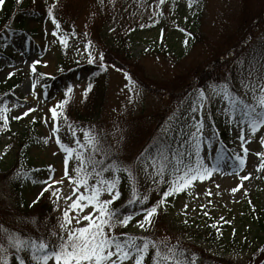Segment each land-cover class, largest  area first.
Returning a JSON list of instances; mask_svg holds the SVG:
<instances>
[{"label": "rangeland", "instance_id": "rangeland-1", "mask_svg": "<svg viewBox=\"0 0 264 264\" xmlns=\"http://www.w3.org/2000/svg\"><path fill=\"white\" fill-rule=\"evenodd\" d=\"M82 1L80 5L77 4V10L70 14L72 18L67 20L74 31L69 53L72 52V58L77 63L93 64L99 69L91 93L101 98L102 105L99 117L86 128L99 137L102 146L110 150L111 155L123 158L124 164L133 166V163H137L143 166L144 163L136 162V157L158 138V134L171 137L176 148L178 142L175 132L179 129L174 125L183 124L186 117L192 115L187 110L197 95L192 72L197 69L203 71L217 51L224 52L225 48L220 47L219 43L231 35L237 26L239 0H196L191 7L190 0H164L162 4L160 0ZM4 4L5 0L0 3V9ZM259 20L264 22V10ZM94 23L99 32H107L111 36L117 31L127 40L134 60L144 72V84L150 91L140 88L130 77H125V73L132 72L130 66H125L122 71L105 66L101 71L99 63L95 62L99 58L98 48L86 40ZM257 23H252L250 36L229 49L227 59H232V63L226 67L220 81L224 82L226 77H230V83L234 86L232 90L250 103H254L251 92L246 93L239 82L238 62L243 59V66L247 69L252 54L264 50V24ZM23 32H32L30 39L18 34L9 45L0 46V51L5 55L0 56V84L10 77L9 73L21 80L19 86L7 95L5 108L8 111L5 113L10 119L6 122L0 120V208H15L21 200L35 204L45 194L49 201L54 202V215L60 222L63 210L71 202H66L63 197L75 198L72 194L74 185L69 183L67 177L62 184H53V189H60V198L57 199L51 190L40 195L45 185L33 181L46 179L48 165L55 170L53 179L59 180L63 175L65 153L57 145L56 137L67 138L72 132L69 126L76 129V124L71 119V113L60 114L56 106L59 97L63 98L65 104L77 106L83 100L81 92L85 88L87 75L68 79L66 75L58 73L61 37L49 20H36L28 16ZM234 51L238 53L237 57L233 56ZM90 53L93 63L88 62ZM33 61L39 63L33 64ZM40 73L54 77L57 81L46 86L41 81ZM261 74L264 75V67L261 68ZM69 87L71 92L66 96ZM185 90L190 91V94L182 102L178 96ZM204 91L208 103L203 113L202 135L210 138L212 143L201 144V155L206 158L205 163L209 167L215 164L220 170H214L211 176L204 180L197 179L190 188L166 198L167 202L158 207L156 215L164 212L169 220L178 224L203 222L206 216L225 220L226 229L229 228L226 235L238 239L242 249L231 247L222 251L212 246L209 250L230 259L231 264H264V240L258 239V236H264L258 233L256 217L251 219L249 215L251 204L264 214V166H261L264 157L256 155L264 153V145L260 142V137L264 136V126L254 134L247 132L245 127L246 135L242 142L238 139V127L235 123L230 124L229 117L224 113L226 103L223 97L215 96L210 87ZM29 108L33 111L27 112ZM50 108H56L59 113L56 121L59 130L55 134L51 130L53 120ZM24 112L27 115H22ZM16 116L21 118L14 119ZM173 116L177 117L175 121L170 119ZM165 129H172V132H166ZM76 131L79 132L78 137L82 138V144L89 150L83 132ZM45 140L48 142L44 143ZM220 141L228 145L230 150L228 147L220 149ZM244 149L248 150L247 153ZM235 155L244 158L243 167L235 166L236 162L232 159ZM13 167L17 168V173H23L26 167L31 169L29 179L20 177L22 187L18 195L11 187L14 175L5 176ZM72 168L70 158L69 173L75 175L71 172ZM144 169L142 167L133 172L138 193L149 197L143 205L148 207L152 204L149 200L153 202L160 198L161 192L160 186L144 185L148 177ZM245 176L248 178L243 179ZM48 183L51 184V181ZM79 191L82 192L83 187ZM101 198L110 199V196L103 193ZM130 198L132 193L124 201ZM120 200L119 195L111 207ZM89 210L90 207L85 209V213ZM132 214L129 223L126 226L117 225L112 234L124 233V230L141 234L149 229L150 225L141 229L137 224V221L143 220V212L139 210ZM0 215L4 216L1 210ZM73 215L75 213H69V216ZM87 223L81 221V225ZM164 224L162 221L161 226ZM11 253L9 251L0 255H7L8 258ZM49 264L53 262L50 260ZM124 264H131V261H125ZM196 264H199L197 259Z\"/></svg>", "mask_w": 264, "mask_h": 264}, {"label": "snow or ice", "instance_id": "snow-or-ice-1", "mask_svg": "<svg viewBox=\"0 0 264 264\" xmlns=\"http://www.w3.org/2000/svg\"><path fill=\"white\" fill-rule=\"evenodd\" d=\"M2 2L3 0H0V3ZM163 2L164 0H160L161 4ZM195 2L196 0H190L189 6L191 7ZM48 15L53 17L51 8L48 9ZM52 22L57 23L55 18ZM53 35H56L55 31ZM99 59V67L103 71L105 69L103 53L100 54ZM88 62L93 63L91 53ZM36 63L39 61H33V64ZM248 63L249 66L245 69L243 59L238 62V78L245 92H251L254 103L245 102L232 90L230 77H226L224 82H214L209 85L215 96L223 97L226 103L224 113L229 117V123H235L238 127L240 132L238 139L242 142L246 135L245 127L247 132L254 134L261 126H264V75L261 74V68L264 67V54L253 53ZM33 71H35L34 68ZM11 75L12 73H9V76ZM125 77L128 78L127 73H125ZM91 87L92 85L89 84L84 90L85 95ZM68 92H71V87L67 89L66 96ZM206 103L208 101L205 91L197 89V95L187 110L192 115L186 117L183 124L174 125L179 129L175 132V139L178 142L176 148H173L165 140L157 138L136 157V162L144 163V170L152 178L154 187L159 188L160 185H167L159 200L148 207H143L149 197L146 194L138 193L133 166L111 158L110 150L105 149L99 137L87 128L81 129L84 141L91 149L85 157V145L75 138L76 130L70 125L75 148L61 143L59 136L56 137L57 145L65 153L63 175L59 180L53 179L52 173L55 170L51 165H48L46 179L33 181V183L45 185L40 195L44 191L51 190L52 195L57 199L60 198V189H53V184H62L64 178L67 177L69 183L74 185L72 194L75 198L72 199V196L63 197L66 202L69 200L71 202L62 212V219L59 222L61 233L57 235L53 231L52 239H45L43 237H28L0 226V253L6 254L11 251L17 264H49L50 260L53 264H124L125 261H131V264H145V258L151 249V264H196L195 254L189 255L187 250L179 245V242L172 244L167 238L154 240L147 236H132L126 233L122 234L123 238H121V236L112 234V230L117 225L126 226L133 214L122 210L118 211L111 205L119 198L120 193L116 189L121 178L120 174L124 173L132 182V200L130 202L141 205L140 211L143 212V220L137 221V224L141 229H144L147 225L152 224V217L157 213L159 205L167 202L166 198L190 188L192 182L197 179L204 180L207 176H211L214 170H220L215 164L209 167L205 163L206 158L201 155V144L210 145L212 143L210 138L202 135ZM56 107H60V105L58 104ZM7 111V108L0 109V120L7 121V117L4 115ZM31 111H33L32 108L27 110V112ZM49 111L53 120L51 130L55 134L59 130L56 123L59 113L56 108H50ZM27 112L22 115H27ZM20 118V116L14 117V119ZM170 119L175 121L177 117L173 116ZM165 131L170 133L172 129H165ZM47 142V140L44 141V143ZM260 142L264 145V136L260 137ZM241 147L243 148V143ZM244 151L247 153L248 150L244 149ZM96 153H100L99 159L96 158ZM73 155L79 163L71 169L75 175H70L68 164ZM256 155L264 157V153H256ZM232 159L238 168L245 164L244 158L239 155L233 156ZM148 166H151L150 173H148ZM261 166H264V160L261 161ZM106 173H111V175H105ZM17 176L23 179L30 178L25 173H17ZM247 178V176L243 177V179ZM89 180L95 182L89 183ZM48 181H51V184ZM81 187H83L82 192L79 191ZM235 190L233 189V191ZM103 193L109 194L110 199H102ZM89 207L90 210L85 213V209ZM70 212L75 215L69 216ZM94 213L95 215H93ZM82 220L88 221V223L81 225ZM24 252L28 253L27 260L22 255ZM0 264H9L7 255H0Z\"/></svg>", "mask_w": 264, "mask_h": 264}, {"label": "trees", "instance_id": "trees-1", "mask_svg": "<svg viewBox=\"0 0 264 264\" xmlns=\"http://www.w3.org/2000/svg\"><path fill=\"white\" fill-rule=\"evenodd\" d=\"M82 0H5V4L0 9V46L9 44L13 38L18 34L23 32V26L26 17L31 16L36 20L47 19L56 30L60 33L61 36V48L59 49V67L58 73L60 75L64 74L69 78H74L81 74H87L86 77V87L89 84L92 85L91 89L88 90L85 95L83 92L82 101L77 106H71L65 104L62 98L60 106V114H72L71 119L76 124L75 130L85 129L89 125H92V122L95 118L99 117L101 105V98L99 96H94L91 91L96 83L95 79L98 76L97 67H93L87 63H77L75 58H72L71 53H69L70 41L74 36V31L72 30L70 23L67 21L74 10H77V4L80 5ZM264 0H239V11L237 17V26L231 35H228L222 39L219 43V46L225 48L223 51H217V53L208 60L207 66L203 71L195 70L192 72L193 78L196 80V88L206 90L209 85L212 83H220L221 78L224 74L226 67L232 63V59H227L228 52L234 48L238 43L242 42L245 37L250 36L251 25L253 22L258 21V25H263L264 22L260 19V14L264 10ZM53 10V17H49L48 9ZM53 18L56 20L54 24ZM72 18V17H71ZM96 23L92 25L90 34L86 35V40L91 43L92 46L98 48L99 57L103 53L104 64L105 66H110L117 70H123L125 66H130L132 72H130V79L138 84L140 88L147 89L150 91V88L145 86V75L141 67H139L134 60L131 49L127 44V40L115 31L114 35H109L107 32H99L95 28ZM32 32H29L31 34ZM28 34V33H27ZM230 49V50H229ZM264 51V50H263ZM262 51V53H263ZM237 52H233V56L237 57ZM0 56H5L3 52L0 51ZM8 58V57H7ZM100 63V59L97 60ZM137 76H135V75ZM41 79L43 83H48L49 79L47 76L41 74ZM20 78L11 75L6 81L1 83L0 87V109L5 108L7 102V95L12 93L14 89L18 87ZM181 85V83H180ZM233 89V84H231ZM91 93V94H90ZM190 94V91H184L178 97L182 98V102L186 101V97ZM240 96V94H239ZM241 97V96H240ZM242 98V97H241ZM245 102L250 103L247 98H242ZM7 117V120L10 118L4 113ZM88 129V128H87ZM78 132V131H76ZM82 132V131H81ZM72 133L67 135V138H62L65 145L75 148L74 137ZM226 133H224V136ZM76 138V137H75ZM158 138L165 140L173 146V139L167 138L158 134ZM79 139L82 143L81 138ZM224 146H227L223 141H221ZM91 149L84 152L85 157ZM96 158H100V153H96ZM111 158L118 159L124 164V159L111 155ZM79 161L73 155V166H77ZM29 165V162H28ZM145 168V165L141 166L137 163H133V170ZM17 168H11L5 176H11V187L14 192L18 195L21 190V179L16 175ZM30 168L26 167L23 170V173L29 174ZM145 172V171H144ZM151 172V166H148V173ZM146 173V172H145ZM105 175L110 176L111 173H106ZM148 175V174H147ZM120 181L117 185V191L120 193L121 200L119 203L113 205L112 207L116 208L118 211L122 210L123 212L135 213L140 210L141 205L138 203H131L130 198L127 202L124 201L127 195L132 193V182L129 180L128 176L124 173L120 174ZM94 180H89V183H94ZM144 185L150 186L153 185L152 178L148 175L147 181L144 182ZM167 187V185H160V191ZM149 200V203L154 204L158 201ZM151 204V205H152ZM250 218H255V224H258V233H261L264 236V214H262L255 205H250ZM159 207H162L159 205ZM3 215H0V226L3 229L8 231H13L15 233H20L28 237H43L45 239H52L51 233L54 231L59 235L61 229L59 227V221L54 216L55 208L52 202L47 200L46 196H43L37 203L33 205L27 204L25 201L21 200L15 208H0ZM152 224L149 229L143 234H134L124 230L123 232H118L116 235L121 236L122 234H130L132 236H147L151 239H162L160 236H165L168 241L172 244L179 242V245L187 250L189 255L195 254V258L199 264H231L230 259H226L224 256L212 252L209 250L210 247L215 246L222 251L236 247L240 250L242 249L241 242L234 237H229L226 235L229 228L226 229L225 220H216L212 217L206 216L203 222L190 223L185 222L183 224H178L172 220H169V217L164 213H159V215H154L152 217ZM162 221L164 225L161 226ZM8 227H6V225ZM164 226V228H162ZM172 231L176 233L173 234ZM258 239L264 240V237L258 236ZM151 253L152 250H149V255L145 258V264H151ZM24 258H28V253H22ZM9 264H17L14 255L11 253L9 255Z\"/></svg>", "mask_w": 264, "mask_h": 264}]
</instances>
